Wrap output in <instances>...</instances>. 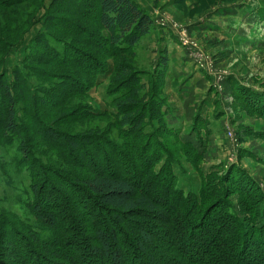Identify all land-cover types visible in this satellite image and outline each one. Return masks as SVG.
<instances>
[{
  "label": "trees",
  "instance_id": "obj_1",
  "mask_svg": "<svg viewBox=\"0 0 264 264\" xmlns=\"http://www.w3.org/2000/svg\"><path fill=\"white\" fill-rule=\"evenodd\" d=\"M25 3L33 5V12L26 14L20 8ZM38 13H43L40 19ZM45 19L46 31L32 39L26 48L28 54L23 60L25 68H14L13 81L0 77V95L7 105L1 113V125L6 133L11 132L19 139L22 160L35 163L36 169H41L39 160L34 161L21 139V122L17 124L16 107L19 106L20 110L21 105L25 104L27 109L33 110L31 120L34 126L36 115L40 110L44 111L45 105L50 107L47 109L56 111L63 101L84 96L96 86L100 76L108 71L106 61L109 58H114V72L109 78L119 83L116 89L109 92V97L118 106L123 137L132 142L145 140L143 128L146 110L138 100L139 90L143 88L141 81L146 75L135 72L129 65L118 63V60L123 54L134 52L142 39L150 37L155 29L152 17L134 0H54L49 7L45 6V0H0V54H4L0 61L6 59L17 46H22L26 34ZM89 24L95 30L87 27ZM103 32L106 34L103 35ZM64 37L70 38V42ZM161 65L166 67L168 60ZM33 76L39 78L43 85L33 87L28 80ZM163 83L164 78H160V87ZM146 102L148 100L144 104ZM150 107L153 108L151 111L166 118V104L156 99L152 100ZM68 109L55 112L54 117L59 115L55 121H68L74 116L87 118L104 115L86 106ZM44 117L47 118L46 114ZM38 127L34 128V132L38 134L41 130L45 138L54 142L52 144L58 145L64 141L58 145L64 147L63 153L71 152L70 155L74 156L73 152L83 149L80 161L73 157L67 160L70 165L87 171L85 177L73 178L68 185L70 180L65 178L66 172L48 170L47 173L57 184L58 192L69 194L72 204L79 211H83L80 203L84 198L91 203L92 208L89 209L94 210V216L99 219L92 221L88 214L81 217L87 224L85 241L80 247V250L84 249L87 259H82L79 249L67 247L71 239H77L80 233L74 225L60 228L64 225L60 221L61 216L58 217L53 204L45 202L49 195L39 184L42 181L39 170L35 177L34 169H30L33 178L40 179L37 185L31 186L33 199H38L32 206V212L51 234L42 241L37 232L19 229L9 220L11 217L7 213H0V264H12L15 257L25 259L18 264H33L35 259L40 264H98L100 260L105 264H144L143 256L158 242L153 232L157 227L173 237L167 247L171 261L165 264H244L249 257L258 258L261 254L264 257V222L259 223L264 213L261 216V212H253L249 221L253 225L245 229L239 216L230 211L226 199L230 190L226 188L225 181L235 186L234 192L243 193L242 199L260 195L243 170L237 172V177L223 174L222 180L212 174L208 180L204 179L199 193L186 192L178 186L173 157L167 160L162 171L154 172L155 166L162 161L161 156L164 157V151L159 146L145 144L143 151L134 146L133 152L142 153V164L145 165L141 167L139 163L135 164L136 167L131 166L135 172L127 176L122 169H127L122 156L105 139L94 138V132L77 136L45 128L41 124ZM169 129L170 134L179 136L178 130ZM100 145L102 149H107L109 156L102 154ZM184 145L197 157L203 156L193 144ZM87 153L92 154V158H88ZM156 154L159 158L154 159ZM167 155L171 156L169 153ZM159 192H162L161 198ZM60 198L61 207L66 209L64 216L72 217L71 207L63 201L66 197ZM258 201L256 197L252 203L256 205ZM99 221H105L108 225L101 226ZM128 230H134L132 237L128 236ZM132 247L134 252L125 250ZM221 250L226 252L222 253Z\"/></svg>",
  "mask_w": 264,
  "mask_h": 264
},
{
  "label": "rangeland",
  "instance_id": "obj_2",
  "mask_svg": "<svg viewBox=\"0 0 264 264\" xmlns=\"http://www.w3.org/2000/svg\"><path fill=\"white\" fill-rule=\"evenodd\" d=\"M134 1L152 17L155 29L150 37L142 39L134 52L118 58V63L129 65L135 72L146 75L141 81L143 88L139 90L138 100L139 104L146 106H143V110H146V123L143 128L145 140L132 142L123 137L122 127L119 125L121 116L118 114V106L114 105L112 97H109V92L116 89L119 84L109 78L114 72V58L106 61L108 71L100 76L103 78L102 82L99 80L84 96L63 101L56 111L47 109L50 107L45 105L44 111L40 110L37 115L35 113L37 119L34 126L31 120L33 110L27 109L25 104L21 105L20 110L19 106L16 107L17 124L21 122V139L26 143L34 161L39 160L40 170L36 169L35 163H25L22 160L19 139L11 132L6 133L1 125V113L7 105L0 95V213H7V216L11 217L9 220L19 229L37 232L42 241L45 236L51 234L32 212V206L38 199H33L31 186L37 185V180L40 179L33 178L30 169H34L35 177L39 170L42 176L39 184L46 195H49L45 202L53 204L58 211V217L61 216L60 221L64 225L60 228L74 225L80 233L78 240L73 237L67 247L79 249L82 259H87L84 249L80 250L85 241L87 224L81 217L88 214L92 221L99 218L94 216L96 212L89 209L92 208L91 203L84 198L81 199L82 204L80 203L83 211H79L72 204L69 194L67 196L65 192H58L57 184L47 172L48 170L66 172L65 178L70 180L68 185L73 182V178L85 177L88 175L87 171L70 165L67 160L68 157H73L77 162L80 161L83 149L73 152L74 156H71V152L63 153L64 147L58 145H62L64 141L54 145L53 141L43 136L41 130L38 134L34 132V128L38 129L39 124L45 128H54L61 133L77 136L94 132L93 135H96L94 138L105 139L107 144H111L113 149L119 152L122 161L127 165V169L122 168L127 176L135 172L133 165L135 167L139 163L141 167L145 165L142 164V153L133 152L134 146H138L141 151L145 144L159 146L164 151V157L161 156L162 161L155 166L154 172L162 171L167 160L173 157V170L178 179V186L186 192L199 193L204 179L208 180L212 174L222 180L223 174L229 173L230 177H237V172L243 170L254 182L256 192L260 194L256 196L259 201L254 205L256 197L242 199L243 193L234 192L235 186L225 181L224 184L230 190V194L224 197L230 204V211L239 216L245 229L253 225L249 223L253 212H261V216L264 213V0ZM50 3L51 0H45V6L49 7ZM32 6L25 3L24 7L20 8L27 14L33 12ZM39 14L37 17L40 19L43 13ZM46 22L47 19L37 23L26 34V42L22 46H17L6 59L0 61V77L13 81L14 68L16 66L25 68L23 60L28 54L26 48L32 39L46 31ZM87 27L95 30L90 24ZM104 34L106 32H103ZM59 37L61 38L60 35ZM63 39L68 42L71 40L66 37ZM3 57L4 54H0V60ZM165 58L168 60L166 67L161 65ZM29 63L32 65L31 61ZM160 78H164L161 87ZM28 80L32 82L33 87L43 85L36 76L29 77ZM156 99L166 104L165 119L163 115L160 117L151 111L153 108L150 104ZM146 100L148 102L144 104ZM45 101L47 102V99ZM80 106L89 107L92 111L104 115L87 118L74 116L68 121L65 119L60 123L55 121L59 118V115L54 117L55 112L68 111L70 110L68 107L81 108ZM45 114L47 118L44 117ZM176 124L178 129L174 127ZM168 127L175 132L178 130L179 136L170 134L167 131L170 130ZM185 143L193 144L203 156L197 157L184 145ZM101 147L100 145L99 149H102ZM102 151L104 156H109L107 149ZM87 156L92 158V154ZM153 158H159V155L156 154ZM211 190L210 185L209 191ZM60 196L66 197L63 201L71 207L72 217L64 216L66 209L61 207V202L59 203ZM159 196L162 197V192H159ZM99 222L101 226L108 225L105 221ZM261 222H264L263 216L259 219V223ZM127 232L128 236L132 237L134 230ZM153 232L158 242L148 249L142 258L143 262L165 264L168 260L171 261L167 255L169 251L167 247L173 237L158 227ZM126 249L128 253L134 252L133 247ZM263 259L261 254L258 258L249 257L243 263L264 264ZM24 260L15 257L11 263L18 264ZM100 261L97 263L105 264ZM33 264L40 263L35 259Z\"/></svg>",
  "mask_w": 264,
  "mask_h": 264
},
{
  "label": "crops",
  "instance_id": "obj_3",
  "mask_svg": "<svg viewBox=\"0 0 264 264\" xmlns=\"http://www.w3.org/2000/svg\"><path fill=\"white\" fill-rule=\"evenodd\" d=\"M51 3H52V0H51ZM51 3H50V4H51ZM25 42H26V39H25ZM102 79H103V78L101 77V78H100V82H102V81H101ZM103 81H104V80H103ZM176 125H177V124H176ZM174 127L178 129V125H177V126H174Z\"/></svg>",
  "mask_w": 264,
  "mask_h": 264
}]
</instances>
